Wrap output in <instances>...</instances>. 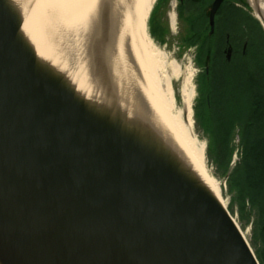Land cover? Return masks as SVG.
Returning <instances> with one entry per match:
<instances>
[{
  "label": "water",
  "instance_id": "water-1",
  "mask_svg": "<svg viewBox=\"0 0 264 264\" xmlns=\"http://www.w3.org/2000/svg\"><path fill=\"white\" fill-rule=\"evenodd\" d=\"M116 1L97 0L54 60L24 1L0 0V264H260L131 83ZM237 1L264 33L257 0Z\"/></svg>",
  "mask_w": 264,
  "mask_h": 264
},
{
  "label": "bare ground",
  "instance_id": "bare-ground-1",
  "mask_svg": "<svg viewBox=\"0 0 264 264\" xmlns=\"http://www.w3.org/2000/svg\"><path fill=\"white\" fill-rule=\"evenodd\" d=\"M21 4L24 29L34 40L37 53L57 59L61 38L76 27L88 22L97 0H15ZM158 0H117L116 8L124 15L118 37V52L122 54V37L128 36L136 64L140 70V81L131 79L146 97L153 117L162 130L175 142L182 154L183 164L194 177L203 184L225 207L215 179L206 167L205 145L198 141L193 131L192 103L195 87L191 84L192 74L184 76L180 86V106L174 101L170 80L172 74L180 75L177 65L169 64L152 43L147 32V19ZM253 2H255L253 0ZM18 4V3H17ZM258 8L264 16V0H257ZM171 3L172 24L175 22ZM71 30V31H70ZM67 32V33H66ZM171 71V73H169ZM171 75V76H170ZM133 78V77H132ZM82 80V79H81ZM83 82V81H82ZM78 87L86 92V88ZM81 83V81H80ZM82 84V83H81ZM85 87V85H84ZM177 107V108H176ZM244 235V234H243Z\"/></svg>",
  "mask_w": 264,
  "mask_h": 264
},
{
  "label": "rangeland",
  "instance_id": "rangeland-1",
  "mask_svg": "<svg viewBox=\"0 0 264 264\" xmlns=\"http://www.w3.org/2000/svg\"><path fill=\"white\" fill-rule=\"evenodd\" d=\"M173 1L174 0H158L156 2L154 9L150 15L151 19H149L150 16L147 19V32L151 38L152 43L157 48L158 52H160L161 57L163 56L165 58V62L167 63L166 69L167 67L168 69H170L168 66L169 64H175L179 68L180 75L178 77H175L172 74L170 84L172 87V93L176 106H180L179 94L182 79L184 76L192 74L191 84L193 87H195V79L198 72V66L195 59V45H187L183 40V36L188 33V29H185V22L183 20L179 21V19L177 20V18L175 19V22L173 24L171 22V3ZM238 4L243 9L245 8L239 2ZM244 10L253 18L251 13L246 8ZM236 18L239 24L237 29H234L233 33L238 36H243V34H246L249 38V44L246 56L244 58L240 57L237 59L238 61L235 63L234 69L237 71L239 76L244 75V73L247 71H251L258 83V91L264 95V35L262 34L263 31L259 22L255 18L253 19L257 25L253 22L248 21L244 16L237 15ZM160 26L164 28V34H162L163 30L161 32L162 28ZM153 30L154 34L152 33ZM169 73H171V71ZM245 88L248 89V85H245L244 87H238V92H247L245 91ZM195 103L196 96H194V100L192 103L193 131L198 141L205 145V159L208 172L210 176L215 179L221 197L225 201L227 210L234 218L240 230L246 237L256 258H259L258 253L261 249V243L258 238V209L256 206H252L247 199L244 200V207H241L242 203L240 202L239 198L238 184L236 182L234 183L232 179H229L230 174L226 177L227 172H225V168H227L228 166L230 167L231 164L232 169L230 172L233 171L236 173L235 169L241 167L242 153L240 129L238 127L234 129L233 136L231 139L232 153L229 162L224 163L222 167H220V165L218 164L219 161L216 159V153L213 149L210 151L209 133L205 131L204 126L201 124L199 114L196 115L198 111L195 112Z\"/></svg>",
  "mask_w": 264,
  "mask_h": 264
},
{
  "label": "flooded vegetation",
  "instance_id": "flooded-vegetation-1",
  "mask_svg": "<svg viewBox=\"0 0 264 264\" xmlns=\"http://www.w3.org/2000/svg\"><path fill=\"white\" fill-rule=\"evenodd\" d=\"M213 1L174 0L173 12L175 19L183 20L185 29L197 39L195 112L200 111L205 117L211 116L215 104L214 107L221 116L230 115L237 118L239 114L245 113L246 109L245 101L242 100L246 92H238V87L245 86L246 82L242 78L246 72L239 76L234 66L238 58L246 56L249 38L246 34L238 36L233 32L239 24L237 15L244 16L250 22L254 21L250 14L239 6L237 0H222L210 27L209 9Z\"/></svg>",
  "mask_w": 264,
  "mask_h": 264
},
{
  "label": "trees",
  "instance_id": "trees-1",
  "mask_svg": "<svg viewBox=\"0 0 264 264\" xmlns=\"http://www.w3.org/2000/svg\"><path fill=\"white\" fill-rule=\"evenodd\" d=\"M254 23L256 22L254 21ZM160 27L162 28L161 32L163 30L162 34H164V28ZM152 33L154 34V30ZM262 34L264 35L263 32ZM183 38L187 45H196L197 43V39L189 31ZM227 79L230 80L231 78ZM242 79L246 82L245 85H248V91L242 99L245 101V113L237 118L230 115L221 116L214 104L215 107L213 105L211 116L205 117V114L202 115L200 111L196 115L199 114L201 124L209 133L210 151L213 149L216 153L220 167L229 162L232 153L233 132L236 127L240 129L242 163L240 168L235 169L236 173L233 171L229 173V179L238 184L241 207H244V200L247 199L252 206H256L258 209V238L261 249L257 259H259L260 264H264V95L258 91V83L251 71H247ZM223 82L226 83L227 81ZM228 167L225 168V172L228 171Z\"/></svg>",
  "mask_w": 264,
  "mask_h": 264
}]
</instances>
